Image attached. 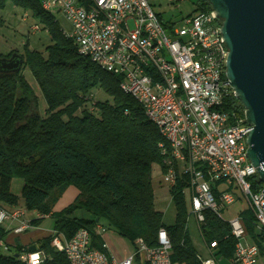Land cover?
I'll return each mask as SVG.
<instances>
[{"label":"trees","instance_id":"trees-1","mask_svg":"<svg viewBox=\"0 0 264 264\" xmlns=\"http://www.w3.org/2000/svg\"><path fill=\"white\" fill-rule=\"evenodd\" d=\"M9 1L30 11L51 37L46 54L26 47L20 54L24 59L20 72H0V208L20 206L19 197L12 192V182L22 179L25 209L53 218L52 233L33 244L44 254L41 264H69L65 254L52 245L55 234L71 239L79 230L87 229L93 248L106 251L97 229L101 221L106 230L114 229L134 249L138 239L149 247L157 246L160 230L166 229L173 264H203L204 259L189 237L185 185L170 188L176 207L173 225H165L164 214L155 208L152 174L155 165L162 169L163 137L142 106L122 91V78L80 54L74 40L64 35L41 0H0V10ZM195 5L193 14L212 11L208 0H197ZM158 18L166 28L175 24L164 22L159 14ZM3 25L0 17V28ZM14 53L0 58H10ZM25 68L32 72L47 102L44 116L39 111V98L23 74ZM94 90L103 91L111 100L94 102ZM224 110L244 115L232 89L225 96ZM69 187L76 188L79 196L62 211L54 212ZM263 187L253 181L255 192ZM78 210L92 217L77 216ZM239 215L250 242L262 250L264 232L257 234L253 211L242 209ZM44 219L36 218L31 224L38 226ZM200 232L209 248L216 243L212 249L216 259L233 262L237 240L229 221L206 211ZM4 236L0 226V239ZM28 250L29 247L0 248V264H32L21 258ZM136 263L143 264L141 254Z\"/></svg>","mask_w":264,"mask_h":264},{"label":"built area","instance_id":"built-area-1","mask_svg":"<svg viewBox=\"0 0 264 264\" xmlns=\"http://www.w3.org/2000/svg\"><path fill=\"white\" fill-rule=\"evenodd\" d=\"M153 0H44V8L61 13L72 25L75 43L85 49L91 61H106L128 87L149 100L150 108L163 126L177 138V148L185 168L186 185L190 191L193 216L199 229L205 222L208 204H216L221 213L238 201L245 202L264 232V187L253 190L258 171L247 154V135L251 129L236 111L224 110V99L230 86L226 78L228 48L221 34L222 21L213 10L193 14L166 28L154 11ZM176 4L182 0H170ZM34 32L40 27L33 28ZM140 54V62L132 61ZM181 76V83H174ZM176 86H183L185 106H178ZM91 112L96 113L94 107ZM164 182L177 187L173 164L160 145ZM22 209L0 208V226L6 221H19L14 229L23 234L33 228ZM38 214L37 218H47ZM236 227V240H243V249L235 250L232 264H258L264 248L251 243L243 220L231 221ZM99 233L107 230L98 227ZM135 251L118 259L107 251L92 246V235L79 230L71 239L55 234L52 245L64 253L69 264H173L172 243L166 229L158 234L152 249L136 240ZM216 243L209 248L212 257L203 264H218L213 255ZM0 248L8 246L0 239ZM21 258L34 264L44 261L37 250L23 252Z\"/></svg>","mask_w":264,"mask_h":264},{"label":"rangeland","instance_id":"rangeland-1","mask_svg":"<svg viewBox=\"0 0 264 264\" xmlns=\"http://www.w3.org/2000/svg\"><path fill=\"white\" fill-rule=\"evenodd\" d=\"M196 1L197 0H182L181 2L174 4L170 0H153L152 5L154 11L162 16L164 22L172 21L174 23H180L183 18L193 15L196 7ZM53 15L59 22L62 30L66 34H71L73 30L72 25L64 17V15L61 13H54ZM0 17L4 19V25L2 28H0V55L8 56L13 51L17 54H24L27 46L31 50H37L39 52H42L43 54H46V49L51 44V37L48 31L43 29V26L41 25L39 20L34 18L30 11H26L21 7H17L11 1H9L6 4V7L3 10H0ZM36 26L40 27V30L34 32L33 28ZM23 74L26 80L30 83V85L36 92L39 98V111L40 114L44 116L47 109V102L45 100V97L43 96L30 69L25 68L23 70ZM93 100L94 102H101L111 100V98L101 90H94ZM88 107L91 108L93 106L89 105ZM152 178L153 189L155 194V208L156 210L164 214L165 225L171 226L175 223L176 207L173 201V196L170 192V187L164 182L163 170L158 165L154 166ZM23 186L24 182L22 179H14L12 182V192L19 197L20 203L24 205V200L22 198ZM78 196L79 191L77 197ZM76 198L71 202L69 200L68 202H70V204L68 205L66 204L68 202L64 201L59 207L60 210L58 212L62 211L64 208L74 203ZM186 198L185 202L188 213L189 237L192 241V244L197 249L198 253L202 256L203 259L211 258V250L203 240L198 222L194 216L190 215L192 211L190 201L191 199L189 197ZM61 199L62 197L58 200V202ZM246 208H248L247 203L238 201L233 206L229 207L227 210L222 211L221 217L226 221H232L239 217V213L242 209ZM76 215L85 218L92 217V215L85 210H78L76 212ZM27 217L35 218L36 213L27 212ZM45 225L48 226L49 231L53 229V218L47 219ZM101 225H103L104 228L105 222L101 221ZM259 231L260 229L258 228L257 234ZM105 234L108 239L107 242L109 241L111 244H113V246L120 252L124 250L130 252L134 251V247L128 241L121 239L114 229L107 228ZM249 240H251V237H249ZM2 252L7 254V252L4 250H2ZM26 260L31 262L30 259ZM216 260L218 264H232L221 258H217ZM31 263L34 264L33 262ZM261 264H264V260H261Z\"/></svg>","mask_w":264,"mask_h":264},{"label":"water","instance_id":"water-1","mask_svg":"<svg viewBox=\"0 0 264 264\" xmlns=\"http://www.w3.org/2000/svg\"><path fill=\"white\" fill-rule=\"evenodd\" d=\"M222 21L221 34L228 48L227 83L244 109L251 129L248 158L264 185V0H208ZM20 54L0 58V72L18 73ZM99 221V219H97ZM33 246L30 251H35Z\"/></svg>","mask_w":264,"mask_h":264},{"label":"bare ground","instance_id":"bare-ground-1","mask_svg":"<svg viewBox=\"0 0 264 264\" xmlns=\"http://www.w3.org/2000/svg\"><path fill=\"white\" fill-rule=\"evenodd\" d=\"M42 6L44 8V0H41ZM47 12L51 13L52 15L55 12H51L50 8H44ZM64 32V31H63ZM64 35L67 38L73 39L75 42V34L72 32L71 34H66L64 32ZM78 51L80 54L85 55V49L84 47L81 46L80 43H75ZM132 61L133 62H140V54H132ZM228 61V57H226V64ZM99 67L102 69L111 72L116 75V71L113 70L112 66H108V63L106 61H94ZM174 83H181V76H174ZM120 87L122 91L133 97L144 109L146 116L157 126L159 129L162 137H163V142L161 145L164 147V151L166 153V156L168 157L169 162H172L173 164V175L176 180V184L183 183L186 185V178H185V168H184V163L183 160L180 159V155L178 153V148H177V138H173L170 131L166 128V126H163L162 122H160L157 117L154 116L152 109L150 108V102L148 99L143 97L140 92L135 90L133 87H128L127 83L122 79ZM176 98H178V106H185V96H183V86H176ZM244 110V109H243ZM246 121V118H245ZM250 126V125H249ZM247 151H248V145H247ZM183 194L185 197H190V191L188 188H185L183 191ZM187 199V198H186ZM191 201V216H193V205H192V200ZM208 211H216V204H208ZM218 217H221V213H215ZM229 224L232 229V235L236 236V227L234 224H232L231 221H229ZM142 240V239H138ZM142 247L145 249H152V247H149L143 240H142ZM236 249H243V240H237V245Z\"/></svg>","mask_w":264,"mask_h":264},{"label":"crops","instance_id":"crops-1","mask_svg":"<svg viewBox=\"0 0 264 264\" xmlns=\"http://www.w3.org/2000/svg\"><path fill=\"white\" fill-rule=\"evenodd\" d=\"M78 195V190L74 187H69L68 190L64 193V195L62 196V199L56 204V206L54 207V212H58L60 210V206L62 205V203L64 201L68 202L70 200V202L72 200H74ZM65 202V203H66ZM70 202L66 203L67 205L70 204ZM64 205V204H63ZM65 207V206H64ZM62 207V208H64ZM6 209H12L10 207H7ZM15 209H22L26 212L25 214V219L28 221H33L34 219H36L38 217V213L36 211H32L34 213H36V217H27V211L24 207L23 204L20 203V206L18 208ZM30 213V212H29ZM52 218V217H47L43 220V222L38 225V226H33V228L23 234H16L14 232V229L19 226V221H6L3 223V225H1V227L4 229L5 232V236H4V243L12 248L15 249L17 247H29V250L31 247H35V245L33 244H37L38 241L48 237L53 229H51L50 231L48 230V226L45 225L47 219ZM102 235V238L104 240V243L107 246V251L112 254L113 256H115L118 259H124L126 257H128L130 254H132L133 252L130 251H122L120 252L119 250H117L113 244H111L109 241L107 242V236L105 233L100 232ZM36 248V247H35ZM202 257V256H201ZM261 260H264L263 256L259 257L258 260V264H261ZM230 263V262H229Z\"/></svg>","mask_w":264,"mask_h":264}]
</instances>
